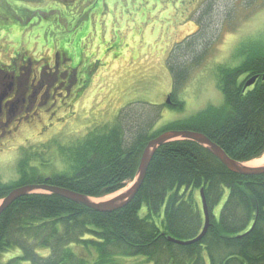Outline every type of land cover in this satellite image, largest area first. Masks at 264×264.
<instances>
[{
  "label": "trees",
  "instance_id": "1",
  "mask_svg": "<svg viewBox=\"0 0 264 264\" xmlns=\"http://www.w3.org/2000/svg\"><path fill=\"white\" fill-rule=\"evenodd\" d=\"M177 44L174 48L182 51L189 46ZM173 55L171 51L168 68L175 92L187 70ZM263 74L264 45L257 43L236 67L217 66L216 88L223 98L219 107L151 134L138 129L140 122L135 121L129 141L125 134L135 125L130 115L119 114L113 125L95 126L82 138L58 145L57 175L43 177L38 172L43 165L35 169L31 164L36 154L24 149L17 178L9 184L0 179V200L29 185H49L94 199L112 196L134 180L146 144L167 131L200 133L239 163L260 159ZM252 77L257 78L255 84L245 88ZM182 104L172 102L171 107L181 110ZM200 190L209 220L205 236L188 246L169 242L190 241L201 233L204 217L195 196ZM14 250L18 254L0 264H116L118 258L139 259L140 264H264V174L239 176L194 142H168L154 153L135 198L116 212L97 213L53 194L15 200L0 214V255Z\"/></svg>",
  "mask_w": 264,
  "mask_h": 264
},
{
  "label": "rangeland",
  "instance_id": "2",
  "mask_svg": "<svg viewBox=\"0 0 264 264\" xmlns=\"http://www.w3.org/2000/svg\"><path fill=\"white\" fill-rule=\"evenodd\" d=\"M0 3V67L9 65L14 56L27 58L31 64L24 79H29L40 65L43 72L50 73L55 53L65 51L75 58L71 65L78 66L79 74L88 69L87 84L70 111L65 110L62 122L45 125L48 129L36 121L22 124L14 140L0 147V179L4 184L17 178L18 158L28 148L27 154H36L32 166L37 169L43 165L38 171L43 177L59 174L58 145L82 138L95 126L113 125L119 114L130 115L135 125L125 134L129 141L138 125L135 121L140 122L138 129L151 134L208 107H219L223 98L216 88L217 66L236 67L246 50L257 43L264 45V0ZM187 42L189 46L183 51L174 48ZM171 51L174 59L182 62L181 68L187 70L186 79L175 92L168 68ZM172 102H182V109H173ZM254 163L264 165V156ZM131 184L99 201L112 199ZM195 196L199 198L198 192ZM17 254L15 250L6 252L0 255V262ZM115 263L140 264V260L118 258Z\"/></svg>",
  "mask_w": 264,
  "mask_h": 264
},
{
  "label": "flooded vegetation",
  "instance_id": "3",
  "mask_svg": "<svg viewBox=\"0 0 264 264\" xmlns=\"http://www.w3.org/2000/svg\"><path fill=\"white\" fill-rule=\"evenodd\" d=\"M57 52L50 73L43 72L44 66L40 65L29 79H24V72L31 64L27 58L17 61L14 57L9 65L0 67V147L14 140L22 124L33 125L36 121L48 129L45 125L62 122L65 110L69 112L81 96V90L87 84L88 69L79 74L78 66L71 65L75 58L65 51ZM34 63L38 64V61ZM60 65L62 69L58 68Z\"/></svg>",
  "mask_w": 264,
  "mask_h": 264
},
{
  "label": "water",
  "instance_id": "4",
  "mask_svg": "<svg viewBox=\"0 0 264 264\" xmlns=\"http://www.w3.org/2000/svg\"><path fill=\"white\" fill-rule=\"evenodd\" d=\"M257 78L252 77L248 79L244 85L245 88H249L253 86L256 82ZM262 80H264V74L262 76ZM166 103L168 104V100H166ZM191 141L205 149L210 155H212L218 162L223 165L229 172L234 173L239 176L243 177H251V176H258L264 174V165L258 166V167H249L247 166V163H239L237 161H234L230 159L222 150L211 142L207 137L200 133L196 132H190V131H167L164 133H161L157 137L150 140L142 154L141 158L139 160L138 168L134 177V180L131 184V186L126 189L121 194L113 197L110 200L107 201H99L94 202V198H90L81 194L74 193L69 190L49 186V185H29L24 186L21 188H17L12 190L1 202L0 205V214L9 207L15 200L18 198L33 194L36 191H46L48 194H53L56 196H59L65 200H68L69 202H72L77 205L84 206L90 210H93L97 213H113L118 210L123 209L126 207L136 196L138 193L145 175L146 171L148 169V166L150 164V161L154 155V153L157 151L158 148L163 146L164 144L172 141ZM199 199L201 204V209L204 217V226L202 228L201 233L199 236L193 240L182 242L177 241L171 238H168L169 242H172L176 245L181 246H188L192 245L194 243L199 242L206 234L208 226H209V220L207 215V207L205 198L203 195V191H199Z\"/></svg>",
  "mask_w": 264,
  "mask_h": 264
},
{
  "label": "bare ground",
  "instance_id": "5",
  "mask_svg": "<svg viewBox=\"0 0 264 264\" xmlns=\"http://www.w3.org/2000/svg\"><path fill=\"white\" fill-rule=\"evenodd\" d=\"M258 161H259V160H258ZM254 162H255V160L248 162V163H247V166H249V167H258L259 165H256ZM99 200H100V199H94L93 201L97 203V202H99ZM0 201L2 202V200H0ZM198 236H199V235H198ZM198 236H197V237H198ZM197 237H196V238H197ZM194 239H195V238H194ZM192 240H193V239H192Z\"/></svg>",
  "mask_w": 264,
  "mask_h": 264
}]
</instances>
